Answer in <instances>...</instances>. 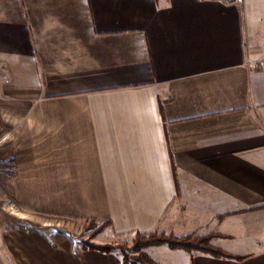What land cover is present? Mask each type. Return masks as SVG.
I'll return each mask as SVG.
<instances>
[{"label": "crops", "instance_id": "crops-1", "mask_svg": "<svg viewBox=\"0 0 264 264\" xmlns=\"http://www.w3.org/2000/svg\"><path fill=\"white\" fill-rule=\"evenodd\" d=\"M0 189L28 219L110 222L264 264V0H0ZM0 216V264H125Z\"/></svg>", "mask_w": 264, "mask_h": 264}, {"label": "rangeland", "instance_id": "rangeland-1", "mask_svg": "<svg viewBox=\"0 0 264 264\" xmlns=\"http://www.w3.org/2000/svg\"><path fill=\"white\" fill-rule=\"evenodd\" d=\"M0 216L6 218V223L10 227L40 230L48 228L55 232L56 239L57 237L66 238L69 239L72 244L80 245L84 248H89L90 244H117L122 248L126 247L127 254L130 256L129 264H140L133 262L138 253L132 252L130 249L133 246L136 236L132 241L128 240V238L125 236L123 237L122 234L113 231L111 229V224L107 221H74L62 218L45 220L40 217L28 219V217L20 212L19 208L13 204L10 197L3 189H0ZM148 248H145L144 251L147 252L146 250ZM114 251H119L122 254L120 248Z\"/></svg>", "mask_w": 264, "mask_h": 264}, {"label": "trees", "instance_id": "trees-1", "mask_svg": "<svg viewBox=\"0 0 264 264\" xmlns=\"http://www.w3.org/2000/svg\"><path fill=\"white\" fill-rule=\"evenodd\" d=\"M110 223V222H109ZM217 233H210L206 235L188 234L177 236L174 234H167L160 231L140 232L136 234L133 246L130 248L132 252L138 253L135 258V263L140 264H158L150 255L144 251L145 248L151 246L167 245L171 249H183L190 253H206L220 258H233L242 260L245 256H237L229 253L228 251L215 246L212 243L214 237L218 236ZM90 249L99 250L102 252H112L120 248L123 254L124 263L129 264L130 256L127 254L126 247L122 248L117 244H90Z\"/></svg>", "mask_w": 264, "mask_h": 264}, {"label": "built area", "instance_id": "built-area-1", "mask_svg": "<svg viewBox=\"0 0 264 264\" xmlns=\"http://www.w3.org/2000/svg\"><path fill=\"white\" fill-rule=\"evenodd\" d=\"M224 1L232 5H241L244 3V0H224Z\"/></svg>", "mask_w": 264, "mask_h": 264}]
</instances>
